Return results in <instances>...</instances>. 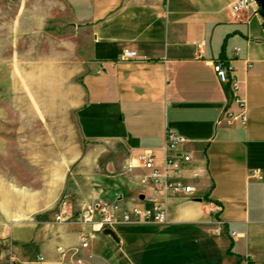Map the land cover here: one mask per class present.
I'll return each mask as SVG.
<instances>
[{"label":"crops","instance_id":"1","mask_svg":"<svg viewBox=\"0 0 264 264\" xmlns=\"http://www.w3.org/2000/svg\"><path fill=\"white\" fill-rule=\"evenodd\" d=\"M235 1L59 0L78 35L59 70L69 87L61 101L75 116L69 135L80 140L54 144L46 191L4 205L0 244L11 261L77 264L63 249L83 264H264V13L251 0L233 15ZM125 51L138 57L122 61ZM219 60L232 61L243 108L218 79ZM227 113L246 121L228 124ZM169 130L186 141L197 192L170 198L166 226L118 227L119 242L96 233L82 250L91 226L55 222L60 201L68 197L75 216L119 198L132 206L144 192L138 157L162 161Z\"/></svg>","mask_w":264,"mask_h":264},{"label":"rangeland","instance_id":"2","mask_svg":"<svg viewBox=\"0 0 264 264\" xmlns=\"http://www.w3.org/2000/svg\"><path fill=\"white\" fill-rule=\"evenodd\" d=\"M68 12L59 0H0V225L10 223L4 205L47 190L46 171L53 169L58 144L72 136L80 140L77 130L69 135L75 116L61 101L69 89L62 85L68 72L59 70L66 62L61 51L67 52L69 39L78 36L69 35ZM64 199L77 218L84 209L75 216ZM7 249L0 244V255L6 256L2 264L12 262Z\"/></svg>","mask_w":264,"mask_h":264},{"label":"built area","instance_id":"3","mask_svg":"<svg viewBox=\"0 0 264 264\" xmlns=\"http://www.w3.org/2000/svg\"><path fill=\"white\" fill-rule=\"evenodd\" d=\"M151 1V0H148ZM251 0H236L230 10L233 15H238L251 10ZM237 50V49H236ZM238 51V50H237ZM136 52L125 51L121 55L122 61H128L137 58ZM248 68L251 65L248 64ZM214 71L222 84H227L233 94L235 103L244 107V102L239 97V82L233 74L234 68L231 60H219L214 63ZM228 124L233 120L241 119L246 121L245 115L235 117L232 113L226 115ZM186 141L174 131H167L165 135V155L160 161L152 151H145L138 158L142 163L144 174L140 182L148 188V193L143 194L140 199L128 207L125 202L118 200L116 202H101L93 208L84 209L77 218L70 216L68 203L62 199L58 211L55 214V222L62 223L70 219L81 225H90V232H82L80 235V248L86 250L89 248L90 240L96 233H102L105 229L115 230L121 226L138 225H158L165 226L169 223L168 205L171 197L176 195L193 196L197 192V186L193 182L198 177L194 173L188 177L185 173L186 165L191 163L192 155L180 148ZM213 212L220 213L222 207L215 206ZM238 236L232 232L231 237L235 239ZM62 257L66 258L69 254L72 260L77 264H83L82 258H74V251L71 252L59 249ZM42 261L43 258H40ZM11 264H17L12 261Z\"/></svg>","mask_w":264,"mask_h":264},{"label":"water","instance_id":"4","mask_svg":"<svg viewBox=\"0 0 264 264\" xmlns=\"http://www.w3.org/2000/svg\"><path fill=\"white\" fill-rule=\"evenodd\" d=\"M258 1H259V5L261 6L262 10L264 11V0H258ZM102 234L107 235V236H111L114 240L119 242L118 237L113 230L105 229L102 231Z\"/></svg>","mask_w":264,"mask_h":264},{"label":"bare ground","instance_id":"5","mask_svg":"<svg viewBox=\"0 0 264 264\" xmlns=\"http://www.w3.org/2000/svg\"><path fill=\"white\" fill-rule=\"evenodd\" d=\"M77 255H78V252L74 253L75 258H79V256L76 257Z\"/></svg>","mask_w":264,"mask_h":264}]
</instances>
